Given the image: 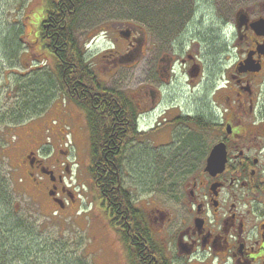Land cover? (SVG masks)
Segmentation results:
<instances>
[{"label":"flooded vegetation","instance_id":"obj_1","mask_svg":"<svg viewBox=\"0 0 264 264\" xmlns=\"http://www.w3.org/2000/svg\"><path fill=\"white\" fill-rule=\"evenodd\" d=\"M149 1H143L136 19L131 15L128 21L109 20L119 13L109 3L97 14L108 19L104 30L114 45L110 73L109 65L101 74L84 56L91 67L90 80L108 91L104 97L108 107L113 104L109 102V75L135 62L143 65L141 86L125 92L134 97L143 130L132 135L127 123L120 133L115 113L112 136L126 143L127 149L136 139L140 153L157 159L154 166L171 156L168 164L156 166L159 171L162 167L175 170L173 165L181 164L179 157L185 156L181 170L188 175L172 183L171 207L151 205L139 197L134 207L142 212L141 222L135 213L122 211L112 217L120 226L114 228L110 219L109 225L117 234L121 227L129 235V246L125 245L129 264H133L130 248L139 250L136 264H264V0H154V7L146 5ZM39 35L38 26L37 38L42 43ZM116 42L120 48H115ZM148 61H152L149 66ZM183 77L187 87L199 91L200 100L180 104L167 96L168 88H182ZM92 89H86L91 98L98 95ZM61 96L57 95L65 100L63 107L66 103L74 107V118L80 119L81 130L90 135L85 108ZM68 114L62 110L53 122L61 120L71 134L74 123ZM107 116L101 117L108 124V132L99 127L102 135L109 133ZM32 134L28 138L35 142L38 133ZM44 139L37 138V146L23 153L17 167L24 170L21 176L36 192L37 204L43 200L51 216L76 206L77 195L65 182L71 172L68 152L57 150L63 157L55 158V147ZM70 143L74 148L73 140ZM213 150L216 165L212 160L207 169ZM125 184L122 180L131 191ZM34 234L33 229L25 232L28 238ZM57 251L63 253L61 248Z\"/></svg>","mask_w":264,"mask_h":264},{"label":"rangeland","instance_id":"obj_2","mask_svg":"<svg viewBox=\"0 0 264 264\" xmlns=\"http://www.w3.org/2000/svg\"><path fill=\"white\" fill-rule=\"evenodd\" d=\"M46 1L0 0V167L7 176L11 192L8 206L3 207L0 205V245L4 242L6 246L12 247L11 242H16L18 245L22 244L24 250H26L25 253L22 250L17 251L16 256L12 257L6 264H73L74 262L77 264H129L126 246L118 234L111 229L108 217L100 206V201L90 177L91 147L89 131L81 130L80 119L74 118V115H76L74 107L68 108L67 103L66 107H63L65 100L62 101V98L57 97V93H55L57 98L54 97L44 104L34 105L33 102L36 101L35 94L40 95L38 91L46 93L45 98H48L53 94V91L58 90L55 88L54 83H52V87H35V91L26 88L21 92L20 89L21 83L28 81L32 76L30 64H34L32 68H41V71L46 69L43 68L45 64L51 68L54 64L52 55L37 38L38 26L44 18ZM136 1L128 10L129 6H126L127 4H124L122 0H105L110 7L113 6L115 12H119L113 17L109 16V20L128 21L132 18L131 15L136 19V7L142 6L144 0ZM146 5L154 7V0H150ZM127 11L130 13L129 16L125 15ZM81 12V16H84V13L86 14L78 25L76 36L83 48V44L86 43L84 49L88 60L98 72L103 74L109 65L110 73L114 58L110 56L113 41L110 37L107 38L104 30L108 19L103 15H94V13L89 15L87 12L83 13V10ZM12 46L15 47V50H18V53L15 54V50L12 51ZM115 48H120L117 42ZM107 53H109V57ZM150 63L152 61L147 62L148 66ZM51 68L49 70H52ZM150 75L152 77L151 73H149ZM143 80V65L140 62H135L129 68L126 66L120 67L113 75H109V83L107 81V84L119 91L133 92L141 86L140 82ZM47 84L49 85V83ZM181 84L183 85L182 88L174 90L171 87L167 89L166 94L171 100L173 99L180 104L200 100L199 91L187 87L185 77L181 79ZM131 98L134 99L133 96ZM28 107L31 109L37 108V111L28 114L27 110H30ZM65 109L70 112L68 115L73 117L74 126H72L73 131L71 129V134L66 126H62L61 120L56 123L53 122V118L57 114L61 117L60 112ZM18 111H20L21 116L25 114L24 119L17 120L16 112ZM5 121H12V123H5ZM10 124H12L14 131L9 134L4 129ZM185 129V132L191 133L188 128ZM32 133H38L35 142L30 141L28 138L33 137ZM44 136L45 142L50 145L49 139L55 147V158L56 156L63 157V154L57 152V150L68 152L66 160L71 165V172L66 177L65 182L70 189H75L73 191L77 195L76 206H68L65 211L51 216L48 214L50 208L43 200H41L43 203L37 204L36 192L31 189L28 179L21 176L24 175V170L19 171L17 167L23 153L30 148L33 149V146L36 147L37 138L42 140ZM72 140L74 148H70V141ZM65 143L66 146L63 145ZM168 157L171 156L164 157L167 158L166 161L161 158L156 166L158 164L162 166L168 164L170 161ZM185 161L183 159L181 164L173 165L175 170L167 167L160 168L161 171H159V168H157V171L156 169L153 170L151 178L154 179L155 173L161 175L162 186L160 185L159 189L155 188L152 194L147 191V185L144 183L146 180V182L151 180V178L148 179L147 172L145 173L146 180L141 179V188L135 190L133 187L138 185L135 182L138 180L135 177V171L130 167L125 171L123 169V178L127 183L125 185H128L130 190L133 188L134 200L140 197L139 200H148L151 205L157 203L158 205L171 207L170 190L172 183L177 180L180 182L188 175L185 170H181ZM145 164L147 166V162ZM21 177L23 180L20 179ZM19 180L24 181L23 184ZM141 180L139 179L140 182ZM159 183L160 181L157 182V185ZM141 193L143 196H141ZM14 210H16L15 212L18 211L19 214H15ZM15 224L24 226L17 227L20 228L19 230L33 229L37 235L34 234V237L30 236L28 238L24 231L20 233L9 231V236L4 234L3 229L9 230ZM17 237L21 241L16 240ZM57 241H60V243ZM52 244H57L58 247ZM58 248L63 250L61 255L65 257H55ZM51 250H53V254L50 253ZM19 257H24L26 261L18 262Z\"/></svg>","mask_w":264,"mask_h":264},{"label":"trees","instance_id":"obj_3","mask_svg":"<svg viewBox=\"0 0 264 264\" xmlns=\"http://www.w3.org/2000/svg\"><path fill=\"white\" fill-rule=\"evenodd\" d=\"M122 1H124V4H127L125 0ZM132 1H134L135 3L137 2L136 0H131V3L126 5L129 6V9L131 5H133ZM106 8L107 3L105 2V0H47L46 8L44 11V19L39 24V37H42V45L52 55L54 64L51 68L49 65L48 67L47 64L44 63L45 66L43 68H46L44 69V71H41V68L37 67L39 65L36 66L37 68H32L34 64H30V72L32 76L26 82L21 81L22 83L20 89L21 92L26 88H30V91H35V89L40 86L50 87L52 83H54L55 88L58 90L53 91V94L48 98H45V95H47L46 93L38 91L40 95L37 96L35 94L34 98L36 101L33 102L34 105L47 103L57 95H63L66 100H73L75 103L85 108L89 118L91 140V165L89 167L90 177L93 181V186L100 201V206L108 217V222L110 219L111 224L114 226V228H116L119 224L115 220H113L112 217L114 215L119 216L121 214H124L122 211H125V213H135V217L138 216L140 222L142 221V212H137L135 210L134 199L132 197L131 191L133 190V188L135 190L141 188V179H143V181L146 180V172L148 173V179L151 178V172L156 169L154 164L157 159L153 155L140 153L134 145V141L136 139L132 142L129 140L131 143L128 144L130 146H133V149H131L129 145L127 149V147L124 148L126 143L121 144L119 142H116L115 138H113L112 136L110 126L112 116H115V113L118 114L117 120L119 123L118 125H120L118 127L119 132L122 133V131L126 128L127 123H129L130 133L132 135L135 134L134 131L136 130L135 127L138 112L136 110V103L131 98L132 96L121 90L119 91L114 88H109V102H113V104H109L108 107L106 98H104L107 97L108 91L105 87H96L94 82L90 80L89 75L90 73H92L91 67L86 63L87 58H85L84 56V53L86 54V52L84 51V48L81 46V43L76 36V30L81 20L85 18L86 13L84 12H87L89 15L92 13L99 14L100 12H104ZM136 9L137 11L135 12L138 14L140 13L139 9L143 8L142 6H139L136 7ZM82 10L84 16H81ZM13 45L15 46V44ZM14 46H12V51L15 50ZM14 53H18V50H15ZM49 68H51L52 70H49ZM47 83H49V85ZM91 86L94 87V89L92 90L98 94L93 98H91L88 93V91L91 90ZM79 90H81L82 92L83 90L86 91L84 92V94L80 95ZM55 93H57L56 96ZM77 95H79V97ZM84 95L86 99L84 98ZM31 105L33 106V104ZM28 108L30 109L27 110L28 114L33 111H37V108ZM107 113L109 115V133L106 135H102V133H99L100 126L106 132H108V124H106L103 118H101L108 117ZM16 114L18 116L17 120L24 119L25 114L21 116L20 111L16 112ZM5 123H12V121H5ZM12 128V124L10 126L7 125L4 131L8 133ZM117 144L120 146L119 151H117ZM179 158L186 160L185 156ZM162 160L166 161L167 158L163 157ZM146 162L147 166H145ZM128 167L135 171V177L138 179L137 181H135L138 185L134 186L131 191L124 188V186L122 185V180H124L123 169L124 171L126 169L128 170ZM155 174L156 175L154 179L152 177L150 181L146 182V180L144 182L147 185V191H149L150 193H154L153 190L155 188L159 189V186L157 185L158 181L162 182L161 175L157 173ZM139 179L141 180V182L139 181ZM152 185L155 187H153ZM10 194V186L7 181V176L0 167L1 206H8L11 198ZM128 218L130 221H133V217L131 215ZM21 226L23 225L15 224L14 226H11L9 230L3 229V232L4 234H8V236L9 231H16L19 233L21 231H24L25 233L28 229L19 230L20 228L17 227ZM143 227L144 224L141 225V229ZM137 228L139 227L136 226V229ZM116 230L121 241L128 247L129 235L127 234V232L121 229V227ZM2 243L0 245V264L8 263L12 257L16 256L17 251L20 252V250H22L24 253L26 252L22 244L18 245L16 242H11V247L6 246L4 242ZM138 251L139 250L137 248H130V255L133 264H136L135 256L137 258ZM50 253L53 254V250H51ZM61 256H63L61 255V252L57 251L55 257L59 258ZM17 260L18 262L26 261V259L24 260V257H19V259ZM73 264L77 263L74 262Z\"/></svg>","mask_w":264,"mask_h":264},{"label":"water","instance_id":"obj_4","mask_svg":"<svg viewBox=\"0 0 264 264\" xmlns=\"http://www.w3.org/2000/svg\"><path fill=\"white\" fill-rule=\"evenodd\" d=\"M216 159H217V155L214 154V150L211 152L208 160H207V169H210L209 166L213 164L212 160L215 161V165H216ZM222 166V163L220 164V167Z\"/></svg>","mask_w":264,"mask_h":264}]
</instances>
